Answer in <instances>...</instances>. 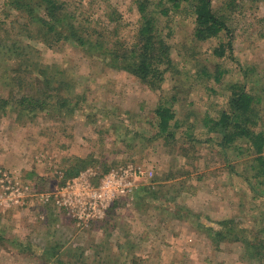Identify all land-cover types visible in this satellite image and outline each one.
<instances>
[{
    "label": "rangeland",
    "instance_id": "rangeland-1",
    "mask_svg": "<svg viewBox=\"0 0 264 264\" xmlns=\"http://www.w3.org/2000/svg\"><path fill=\"white\" fill-rule=\"evenodd\" d=\"M5 1L0 99L8 105L0 104V171L36 195L72 179L65 171L76 158L93 160L77 174L91 170L94 182L104 169L127 164L145 172L131 199L83 227L32 193L22 206H0V264H264V174L255 176L264 164L245 141L220 146L221 136L204 126L244 92L254 97L252 129L264 134V0H234L235 8L221 10L228 30L205 41L195 39L191 13H155V38L166 43L171 60L159 68L158 88L111 67L95 50L11 34L24 18ZM58 1L82 12L90 28L114 29L112 40L128 43L136 34L137 0ZM227 1L212 0L213 9ZM221 45L226 52L219 58ZM19 53L30 61L25 76ZM46 69L64 83L57 92L52 85L50 107L32 113L9 101L17 79L26 77L28 89L37 90L34 79ZM162 99L172 101L169 135L155 116ZM261 157L264 163V149ZM226 224L234 234L223 238L218 233L230 230Z\"/></svg>",
    "mask_w": 264,
    "mask_h": 264
},
{
    "label": "trees",
    "instance_id": "trees-1",
    "mask_svg": "<svg viewBox=\"0 0 264 264\" xmlns=\"http://www.w3.org/2000/svg\"><path fill=\"white\" fill-rule=\"evenodd\" d=\"M4 6L9 11H14L17 16L24 18V22H17V31L12 27L9 31L12 34L26 33L28 38L38 40L46 46H53L58 41H67L84 51L95 50L104 54L108 59L111 67L124 69L137 77L140 81L151 88H158L156 84L162 80L163 72L159 69L165 62H171L169 57V48L162 40H156V20L157 15L168 17L171 13L189 12L194 16L193 34L196 40L205 41L217 37L220 33L228 30L226 26V14L221 10L235 8L234 0H228L218 9H213L212 0H158L149 2L148 0H137L138 27L132 42L112 40L115 30L107 34L100 33L97 28H90L89 21L83 16L82 12L68 11L67 6L58 0H6ZM77 13H79L77 15ZM114 20L113 18H110ZM15 23V21H13ZM31 26H33L31 28ZM6 32L5 38L11 36ZM116 34V33H115ZM228 50L231 48L229 46ZM226 47L221 45L215 50L216 55L221 58L225 55ZM18 51V50H17ZM20 54V55H19ZM17 56L20 60L18 65L19 73L25 74V69L29 68L28 58L22 59V53ZM27 78L17 79V93H11L10 99L15 102L17 108L28 109V112L43 110L53 103L56 95L49 92L55 86V92L64 87L63 82L53 79L48 70H42L35 77L34 81L40 83L36 90H29ZM42 80V82H41ZM26 84V85H25ZM36 93V94H34ZM17 100V101H16ZM254 97L244 92H236L229 100L227 111H222L217 120L206 119L204 126L210 132L218 133L221 136L220 146H228L238 141H245L249 148L256 155V160L262 162L261 154L264 149V134L252 129L254 125L255 113L253 106ZM7 100H1V106L8 105ZM59 102V101H57ZM155 116L158 119V129L161 133H169V123L174 119L172 112V101L163 100L155 109ZM210 125V126H209ZM90 157L76 158L72 161L70 167L65 171L70 177L78 175L80 169L92 164ZM255 176L264 174V167L259 169ZM108 170L104 169L103 173ZM122 202V201H121ZM120 200L113 203L109 208L112 209L118 205ZM93 223V222H92ZM230 229L219 231V236H231L234 234L231 225L226 224ZM236 234L248 243L244 235L239 232ZM217 235V234H216ZM238 239V238H237ZM256 248V247H255ZM259 248L264 249V246ZM258 251V256L262 253Z\"/></svg>",
    "mask_w": 264,
    "mask_h": 264
},
{
    "label": "built area",
    "instance_id": "built-area-1",
    "mask_svg": "<svg viewBox=\"0 0 264 264\" xmlns=\"http://www.w3.org/2000/svg\"><path fill=\"white\" fill-rule=\"evenodd\" d=\"M144 172L142 167L127 164L111 168L94 182L95 173L87 170L59 189L36 195L28 186L14 181L11 173L0 171V206L4 209L22 206L32 193L40 202L56 204L77 227H83L102 220L114 202L131 199Z\"/></svg>",
    "mask_w": 264,
    "mask_h": 264
}]
</instances>
